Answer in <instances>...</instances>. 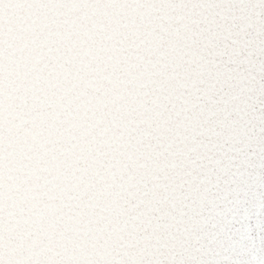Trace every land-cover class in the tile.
I'll list each match as a JSON object with an SVG mask.
<instances>
[{
	"label": "snow or ice",
	"instance_id": "obj_1",
	"mask_svg": "<svg viewBox=\"0 0 264 264\" xmlns=\"http://www.w3.org/2000/svg\"><path fill=\"white\" fill-rule=\"evenodd\" d=\"M0 264H264V0H0Z\"/></svg>",
	"mask_w": 264,
	"mask_h": 264
}]
</instances>
